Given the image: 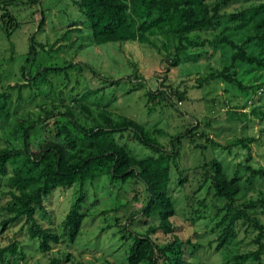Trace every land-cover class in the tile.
I'll return each mask as SVG.
<instances>
[{
  "label": "rangeland",
  "instance_id": "rangeland-1",
  "mask_svg": "<svg viewBox=\"0 0 264 264\" xmlns=\"http://www.w3.org/2000/svg\"><path fill=\"white\" fill-rule=\"evenodd\" d=\"M206 1L212 6L220 4L218 25L213 30L189 33L188 41L201 46L182 42L183 49L177 51L175 41L166 42L161 37L150 38L149 45L128 41L96 46L89 39L87 22L74 0H0V16L7 14L16 24L9 37L0 33V87L18 83L22 67L25 81L39 74L43 83L40 89L31 91L37 97L32 96L28 107L0 119V148L4 140L13 146L20 144L16 125L22 122L24 128L31 119H44L43 111L53 116L43 122L45 128L41 125L35 132L40 139L54 133L55 127L65 124V118L57 114L64 111L58 100L63 98V104L72 106L67 99L76 95L92 110L100 105L113 117L135 121L146 132L157 129L160 133L152 137L166 152H171L174 145L177 158L175 167L170 166L168 186L174 209L170 219L173 233H156L153 241L159 247L169 244L173 237L187 241V264H264V240H260L259 260L238 259L258 248L252 243L257 231L247 220L238 222L228 240L216 248L226 227V223L215 226L225 213L223 201L206 194L208 184L196 191L211 161L218 162L228 177L237 173L238 193L233 207L253 218L264 232V175L252 176L246 170L249 167L264 172V68L236 62L225 75H231L237 84L216 77L236 52L226 43L220 44V38L241 47L249 57L264 58V51L259 54L252 43L244 44L251 35L250 27L238 29V20L233 18L264 0ZM223 1L225 5H221ZM173 61L175 67L170 66ZM146 90L152 96L163 93L170 99L147 97ZM46 92L48 97L40 99L39 95ZM175 92L185 93L180 103ZM23 95L28 100L29 90L24 89ZM26 112L31 118L23 116ZM188 131L196 133L191 142ZM201 134L204 137H198ZM237 139L245 145H235ZM116 142L137 159L151 154L137 142ZM10 174L7 167L6 176L0 178V247L14 243L15 252L0 264H49L52 260L57 264H127L133 240L143 237L147 226L156 225L153 217L142 215L147 201L142 182L135 176L121 182L103 174L70 187H57L42 199V208L35 209L34 223L59 239L56 244L48 243L43 251L40 238L28 236L27 228L35 230L31 223L19 221L1 230L3 221L10 217L5 210L11 204L7 184ZM180 178L185 180L182 185L177 183ZM79 194L83 195L79 208L83 219L70 242L63 221ZM201 200L203 204L198 206ZM157 264L167 263L161 257Z\"/></svg>",
  "mask_w": 264,
  "mask_h": 264
},
{
  "label": "trees",
  "instance_id": "trees-1",
  "mask_svg": "<svg viewBox=\"0 0 264 264\" xmlns=\"http://www.w3.org/2000/svg\"><path fill=\"white\" fill-rule=\"evenodd\" d=\"M74 4L87 22L89 39L96 46L128 41L149 45V39L153 37H161L166 42L175 41L178 45L175 47L177 51L179 48L183 49L182 42L192 47L201 46L200 43L188 41L187 35L196 31L213 30L221 18L218 15L220 4L212 6L206 0H74ZM221 5H225V1ZM233 18L238 20V29L247 26L251 29V35L247 36L244 44L252 43L258 48L259 54L263 52L264 1L241 10L234 14ZM11 20L13 18L7 14L0 16V33H5L6 37H9L10 31L16 27L15 22L12 23ZM219 43H226L236 50L230 56L229 66L216 74V77L223 78L226 83L235 82L233 77L225 75V72L236 62L264 68V58L258 60L249 57L241 47L234 46L225 37L220 38ZM176 65V61L170 63L172 67ZM19 75L18 83L8 85L4 89L0 87V119L21 112L19 109L22 107H28L33 102H30L32 96L37 97L31 91L42 87L39 74L30 81H25L22 67L19 69ZM131 77L135 78L136 75L132 74ZM117 82L119 81H112L110 84ZM24 89L29 90L27 96L29 101L23 95ZM14 91L15 95L12 94ZM48 93L40 94V99L48 97ZM145 95L151 98L163 96L167 101L170 99L163 93L152 96L147 90ZM77 96L75 99H67L73 102L72 106L63 104L65 101L63 98L58 100L64 111L61 113L58 111L57 114L65 118V124L55 127L54 133L48 137L40 139L36 133L42 128L39 126H44L43 122L53 116L52 112L43 111L46 115L44 119H31L24 128L22 122L16 125L18 132L20 131V144L13 146L4 140L5 145L0 148V178L6 176L7 167H10L11 174L7 177V184L11 204L5 208L10 217L3 221L1 230L4 231L8 225L19 221L25 225L31 223L35 230L27 228L29 238L36 236L40 238L39 247L46 251L48 243L56 244L59 239L57 235L49 234L34 223V213L36 208H42V199L51 190L57 187H70L74 183L80 184L103 174H108L111 179H118L121 182L135 176L142 182L147 194L142 215L153 217L156 225L147 226L144 236L133 240L127 255V264H157L161 257H164L167 264H187L184 261L187 241L181 242L173 237L169 244L159 247L152 238L156 233L164 236L173 233L170 219L174 209L168 186L170 166L175 167L174 162L177 158L174 145L171 152L164 151L152 137L154 134L158 135L159 130L146 132L135 121L126 117H113L100 105H96L97 110H92L91 106ZM184 97L185 93L175 92L178 103ZM23 116L31 118L28 112ZM193 134L196 136L195 132L187 133L190 142ZM198 137H204V134ZM204 140L208 142L207 138ZM116 141L137 142L150 150L151 154L137 159L124 145H119ZM235 145L245 144L242 139H237ZM204 170L203 180L196 191L208 184L206 194L212 193L213 197H218L224 204L222 209L225 213L215 226L226 223V227L216 248H220L228 240L238 222L241 224L243 220H247L257 231L252 243L258 245V248L255 252L240 255L238 259L240 262L259 260L261 241L264 240L263 227L253 218L247 217L243 211L233 207L234 196L238 193V179L234 177L237 173H233L232 177L226 176L216 161L209 162ZM246 170L250 171L252 176L264 175L262 170L249 167H246ZM183 181L185 183V180L180 178L177 183L182 185ZM82 201L83 195L79 194L64 217L63 229L70 242L74 241L83 219V215L79 213ZM202 204L203 200L199 201L198 206ZM14 252V243L0 247V263L6 257L13 256ZM49 264L57 263L52 260Z\"/></svg>",
  "mask_w": 264,
  "mask_h": 264
}]
</instances>
